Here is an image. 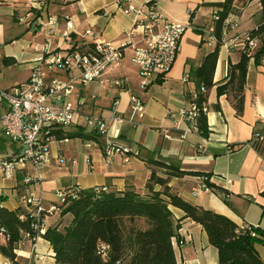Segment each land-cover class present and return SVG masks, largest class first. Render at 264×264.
<instances>
[{"label": "crops", "instance_id": "1", "mask_svg": "<svg viewBox=\"0 0 264 264\" xmlns=\"http://www.w3.org/2000/svg\"><path fill=\"white\" fill-rule=\"evenodd\" d=\"M150 1L167 19L189 25L171 71L142 88L137 68L130 62L132 51L127 48L119 65L99 81L85 87L77 86L71 96L76 103V114L73 124L65 128V135H89L84 117L101 116L109 124L107 138L128 147L130 152L114 154L106 160L102 154L104 138L97 139L98 147L85 148L83 139L67 137V143L56 142L50 146L51 158L38 171L39 183L24 182L26 176L35 174L30 164L13 178L7 179L0 174V206L27 212L29 207L25 199L33 194L40 197L43 207L47 208L58 203L56 192H69L75 188L133 189L145 195L152 168L159 177H168L165 170L149 164L150 161H162L180 171L194 173L169 176L167 186L172 193L191 205L228 218L239 228L253 226L264 231V141L259 143L260 151L252 145L256 137H264V67L249 60L243 109L237 115L232 98L217 97L215 89L227 81L228 67L239 61L241 50L230 49L227 45L220 47L213 74L214 86L207 92L205 103L208 133L203 136L191 124L179 120V112L189 108L196 94L192 72L212 51L201 49L199 30L214 26L212 13L224 0L130 2L138 8ZM124 6L120 0H0V87L11 89L27 81L34 49L43 43L45 25L50 19L56 22L55 35L51 39L53 48H68L65 33L73 43L80 45L92 44L93 40L108 41L115 46L138 43L140 33L134 27L135 16L124 13ZM262 14L264 11L258 1L248 2L237 14H230L226 20H235L237 26L234 30L226 29L224 42L253 30L260 24ZM86 31H92L93 36L86 35ZM4 59L13 62L5 64ZM11 68L25 72V78L15 82L6 77L3 72ZM115 79L123 80L125 86L115 87ZM3 81L8 83L4 85ZM131 95L138 97L144 105L142 118L132 109ZM114 101L117 105L113 111ZM114 115L125 121L121 124L113 122ZM74 140L81 143L76 145ZM15 149L7 138L0 137V157ZM58 156L65 160L64 164L58 163ZM205 176L217 190L201 186L206 184L203 182ZM161 189L159 185L152 187L153 191ZM169 209L174 226L171 246L176 264H218V252L209 244L203 228L185 218L181 210ZM57 215L45 217L44 229L60 221L62 224L69 222V217L61 219ZM255 249L264 261V244H256ZM15 253L17 264H55L50 244L40 236H24ZM0 264L11 263L0 256Z\"/></svg>", "mask_w": 264, "mask_h": 264}, {"label": "trees", "instance_id": "2", "mask_svg": "<svg viewBox=\"0 0 264 264\" xmlns=\"http://www.w3.org/2000/svg\"><path fill=\"white\" fill-rule=\"evenodd\" d=\"M252 1H258L264 11V0H224L217 5L218 19L214 22L217 43L192 72L196 82L195 103L199 107L206 103L207 92L214 86L213 74L224 42L223 31L228 28L226 19ZM247 34L250 38L258 39L257 47L250 53L244 48L239 61L229 65L227 81L215 89L217 97L226 95L232 98L237 115L243 109L249 60L253 59L256 65L264 67V14L260 24ZM86 46L91 47L92 44ZM12 62L11 59H4L5 64ZM201 87L204 92L200 91ZM196 127L203 136H207L206 114L199 115ZM56 136L58 139L78 137L97 140L92 134L57 133ZM252 145L260 151L259 143ZM149 164L165 170L168 177L194 174L180 171L162 161H150ZM168 177H159L152 168L146 183L148 193L145 195L133 189L115 191L107 187L65 191L64 202L58 205L56 213L61 219L69 217V222L62 224L60 221L48 226L39 235L50 244L55 264H115L117 261L123 264H176L171 246L174 226L170 207L181 210L185 218L203 228L209 244L218 252V264H264L255 249L256 244H264V231L253 226L239 228L228 218L210 209L187 203L171 192L167 186ZM207 177V188L217 190L207 182ZM154 185L162 189L153 191ZM33 222L28 211L8 210L0 206V256L11 264H17L15 250L23 237L36 236ZM101 246L105 247L103 251Z\"/></svg>", "mask_w": 264, "mask_h": 264}, {"label": "built area", "instance_id": "3", "mask_svg": "<svg viewBox=\"0 0 264 264\" xmlns=\"http://www.w3.org/2000/svg\"><path fill=\"white\" fill-rule=\"evenodd\" d=\"M131 0H120L125 3L122 7L124 13H132L135 16L134 27L140 33V40L136 44H123L115 46L111 42L93 40L92 46L73 43L65 33L67 49L53 48L52 37L55 35V20L50 19L46 23V34L43 43L35 48V54L31 62L30 74L27 81L11 89L0 87V137L4 136L15 145L16 149L9 155L0 157V174L10 179L15 174L30 164L34 168V175L26 176V184L39 183L38 171L47 165L51 158L50 146L53 143H67L68 138L58 139L57 133H65V128L73 124L76 114V103L71 96L77 86H87L91 82L99 81L101 77L112 68L119 65L127 48L132 51L130 62L137 68L140 86L146 88L152 80L168 74L175 62L180 48L182 37L189 27L188 24L167 19L155 7L154 2H147L135 8ZM189 13V11H187ZM217 10L212 13V21H217ZM228 29H236V21L226 20ZM226 30L223 31V36ZM86 35L93 36L92 31H86ZM201 41L207 47H214L217 43L214 26L199 30ZM258 39L250 38L246 33L241 36H233L223 45L228 48H244L252 52L258 44ZM187 77V76H186ZM113 85L117 88L125 86L124 81L115 79ZM204 92V88H200ZM194 95L188 109L179 112V120L192 125L197 130L196 120L200 114H206L205 103L200 107L195 103ZM80 101V100H79ZM78 101V102H79ZM133 111L142 118L144 105L142 101L130 96ZM117 101L112 104L115 110ZM173 117L172 114H169ZM112 121L121 124L124 118L114 115ZM85 127L89 134L96 139L104 138L102 142V154L109 160L114 154L125 155L130 152L128 147H122L107 138L109 124L101 116L90 115L84 117ZM165 134L167 132L165 131ZM264 141V137H256L253 143ZM85 148L98 147V140H84ZM59 164L65 160L57 157ZM205 178L203 182H205ZM206 188V184L201 185ZM104 190V189H103ZM66 192H56L58 203H52L47 208L43 207L42 199L30 194L25 199L29 207V216L34 219L32 227L37 231L36 236L44 233V219L58 211V205L64 202ZM35 236V237H36ZM28 237V236H27ZM182 242H180L181 244ZM105 249L101 246V250ZM115 264H123L117 261Z\"/></svg>", "mask_w": 264, "mask_h": 264}, {"label": "rangeland", "instance_id": "4", "mask_svg": "<svg viewBox=\"0 0 264 264\" xmlns=\"http://www.w3.org/2000/svg\"><path fill=\"white\" fill-rule=\"evenodd\" d=\"M261 18H262V16H261ZM188 29V28H187ZM186 29V30H187ZM186 32V31H185ZM199 36H200V34H199ZM203 44V43H202ZM258 45V44H257ZM201 49H203V50H205V49H213V48H210V47H207L206 45H202L201 46ZM179 50H180V48H179ZM4 73V75L6 76V77H9V78H11V79H13V81H15V82H20V81H22L24 78H25V76H26V73L25 72H18V70H17V68L16 69H14V68H11V69H8V70H6L5 72H3ZM12 81V82H13ZM8 82H5V81H3V84L5 85V84H7ZM2 115V110H1V108H0V116ZM82 123H84L83 121H82ZM73 143H75L76 145H79L80 143H81V141L80 140H74V142Z\"/></svg>", "mask_w": 264, "mask_h": 264}]
</instances>
